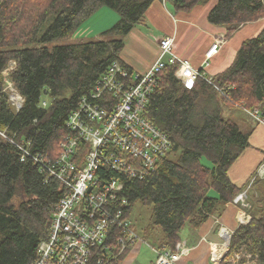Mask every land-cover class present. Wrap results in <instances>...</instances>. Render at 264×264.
Segmentation results:
<instances>
[{
  "label": "trees",
  "instance_id": "trees-1",
  "mask_svg": "<svg viewBox=\"0 0 264 264\" xmlns=\"http://www.w3.org/2000/svg\"><path fill=\"white\" fill-rule=\"evenodd\" d=\"M7 1H26V15L7 17L9 9H3L6 16L0 14V264H32L40 243L49 239L53 214L66 190L58 179L39 172L31 154L49 159L58 155L59 144L71 133L65 125L68 116L83 97H89L111 63L120 62L125 36L143 23L155 0H0V11ZM160 1L165 6L171 2L175 13L208 2ZM102 7L119 15L100 34L102 39L43 46L70 37ZM262 17L264 0H217L207 22L225 27L223 40H227L241 26ZM22 25L29 31L16 37L14 31ZM11 61L15 67L9 79L23 99L19 110L11 105L2 77ZM176 67L166 65L157 75L143 111L146 121L169 140V151L141 176L119 175L107 166L97 171L101 178H114L123 185L116 199L105 203L108 209H123L129 221L135 203L152 208L147 230L152 233L159 228L163 234L157 250L174 249L182 243L178 234L185 225L198 229L218 206L233 203L249 184L248 178L238 187L227 173L250 147V133L242 132L223 112L258 110L264 119V28L241 44L226 69L197 78L191 89L173 75ZM124 69L131 76L130 69ZM26 145L30 154L21 161L17 147ZM211 190L214 197L208 194ZM245 202L250 220L232 232L219 264H228L227 260L240 253L236 264H264V176L255 178ZM119 235L121 231L111 227L105 245H113ZM132 246L116 264H121ZM97 255L103 252L97 249L87 264H95Z\"/></svg>",
  "mask_w": 264,
  "mask_h": 264
},
{
  "label": "built area",
  "instance_id": "built-area-1",
  "mask_svg": "<svg viewBox=\"0 0 264 264\" xmlns=\"http://www.w3.org/2000/svg\"><path fill=\"white\" fill-rule=\"evenodd\" d=\"M157 41L160 56L144 74L128 76L120 62L111 63L96 81L89 97H83L68 116L65 125L71 133L59 144L54 159L31 154L32 161L39 165V172L55 177L66 190L53 214L49 239L40 243L32 264H87L97 249L103 255L94 257L95 264H116L117 258L140 240L123 209L105 206L116 199L123 185L114 178H101L97 171L107 166L111 171L129 177L141 176L152 169L170 149L169 140L143 117L157 75L166 65H177L173 75L186 89H191L197 78L205 76L172 54L173 39L170 36ZM221 44L222 41L217 40L205 57L210 59ZM11 65L14 69L15 64L12 62ZM9 70L12 69L6 68L2 72L5 91L13 108L19 110L23 99L9 79ZM41 106L45 107L46 101L41 102ZM245 112L255 123L264 124L258 110ZM17 148L21 151V161H24L30 154L28 146ZM263 176L264 161L233 204L243 211L247 207V190L255 178ZM249 220L248 215L240 213L239 225H245ZM111 227H117L121 235L115 237L113 245H105ZM220 234L224 236V243L221 248L212 247L210 255L214 264H219L227 253L225 238H230L232 232L222 228ZM152 250L155 254L153 264H181L189 251L182 243L176 244L174 249ZM219 251H222L220 255ZM238 259L240 255L234 254L227 263L236 264Z\"/></svg>",
  "mask_w": 264,
  "mask_h": 264
},
{
  "label": "crops",
  "instance_id": "crops-1",
  "mask_svg": "<svg viewBox=\"0 0 264 264\" xmlns=\"http://www.w3.org/2000/svg\"><path fill=\"white\" fill-rule=\"evenodd\" d=\"M214 3L215 0H210L205 3L204 5H208L205 10L201 8L202 5H198L190 11L175 13L173 8H171V2L167 3L165 6L160 0L153 1L151 6L147 8L148 10L144 15L143 23L137 25L139 28H136L137 26L134 27V29L125 36L124 47L121 49L122 51L119 55L120 63L130 69V72L133 74L146 73L151 65L157 62V59L160 56V49L157 40L170 36L173 37V43L170 47L171 52L178 59L187 61L193 69L197 71L201 70L205 76H214L222 72L232 63L241 44L245 40L256 37L263 30L264 18L262 17V19L241 26L229 39L223 40L217 52L210 59H207L205 57L207 51L217 40L223 39L225 33V27L212 26L209 23H206L207 14L213 7L212 5H214ZM199 10H201V14ZM157 18L165 19L166 25L161 28L162 34H159L161 36L155 38V42L153 41V44L155 45L154 47L156 48L155 51L153 50L149 52L147 48L150 43V34L147 30L144 31L142 26H146V24H149L153 20L155 21ZM198 19H204V23L200 26V28L204 30H197L196 22H198ZM190 23L195 26L190 27ZM129 39L134 44V52L136 53L134 58L125 55V43ZM192 54L197 56L194 57ZM144 55L146 56L144 60H137L138 57ZM230 112L231 109H226L227 114L226 116L223 114L224 117L229 118ZM243 114L244 115L239 118V121L242 119L245 120V129L242 132L250 133L247 138L250 147L242 152L234 164L231 165L227 173L228 179L232 184L238 187L243 186L247 182L248 178L251 177L259 164L264 160V124H257L248 115L245 113ZM236 124L238 125V122H236ZM228 210L233 213L234 220H236L234 229L231 228L233 225L231 220L225 219L223 222L218 221L222 220V215L220 214ZM240 213L244 212L233 203L218 206V209H216L214 214L210 215L198 229H191L189 231L190 236L181 240L185 248L189 249L188 254L185 257L190 258L191 256L190 259L194 264L196 256H202V264H204V257L207 254L208 261H210L212 247L215 246L221 248L220 246L224 243V236L220 234L221 229H226L230 231V233L233 232L239 225L237 221ZM219 223L221 225H218ZM133 247L134 245L126 255H124V258L132 251ZM154 259L150 261V264H153L152 262H154ZM183 261L184 260L180 261L181 264H184Z\"/></svg>",
  "mask_w": 264,
  "mask_h": 264
},
{
  "label": "rangeland",
  "instance_id": "rangeland-1",
  "mask_svg": "<svg viewBox=\"0 0 264 264\" xmlns=\"http://www.w3.org/2000/svg\"><path fill=\"white\" fill-rule=\"evenodd\" d=\"M216 1L217 0H215V3ZM207 7L208 5L201 6V8H203L204 10ZM3 9L10 10V13H8L9 15H7V17L19 15L21 13L26 15V1L23 3H12L11 1L10 2L7 1L6 4L3 5L2 10L0 11L1 15L3 14L4 16H6L3 12ZM199 12L201 14V10H199ZM118 20H119V15L114 10L107 8V7L99 8L98 10H95V12L92 15H90L84 22L79 24V27L76 28V30L71 34L70 37L66 39H62V40H56L51 43L45 44L43 46L51 48L56 45L78 44V43L89 42V41H97L99 39H102L100 34L103 31H106L109 28H111L115 24V22H117ZM206 21H207V17H206ZM203 23H204V19H198V22H196L197 30H204L200 28V26ZM165 25H166L165 19L157 18L155 21L153 20L149 24H146V26H142V29L144 31L147 30L148 33L150 34V43L148 44V48H147L149 52L153 50L155 51L156 48L154 47L155 45L153 44V41L155 38H159L161 36L159 35V34H162L161 28H163V26ZM23 26L24 25H22L20 29H17L16 31H14V34L16 37L21 35L22 31L24 33L29 31V28H25ZM194 26H195L194 24L190 23V27H194ZM136 28H139V27L137 26ZM170 39H173V37H170ZM221 41L223 42V39H221ZM125 45H126L125 55L127 57L134 58L136 53L134 52L133 42H131L129 39L126 41ZM29 47H38V45L31 44L29 45ZM192 56L195 57L197 55L192 54ZM145 58L146 56L144 55L142 57H138L137 60L139 59L144 60ZM12 62L13 61H11L10 64H8L7 68H11L13 70V66L11 65ZM12 70H9V72ZM9 72H8V76H9ZM233 110L235 111L231 110L229 118L233 120L234 122H238V126L240 127L241 131H243L245 129L244 127L245 120L242 119L239 121V118L242 117V115H244L243 114L244 112L242 113L241 109H240L241 111H239L238 109H233ZM223 114L226 116L227 114L226 110H224ZM208 194L209 196H212V197L216 195L214 190H211L210 193ZM248 205H246L248 207V208L246 207L247 209H249ZM243 212L245 214H248L245 208ZM151 214H152L151 207L144 206L138 202L133 205L131 209V213L129 215V222H130L129 224L131 225L132 229L138 234V237L140 238V240L134 244L132 251L127 256H125V258L122 260V264H150V261L155 258V254L153 253L152 248L153 249L159 248V243L162 241L163 234L159 228H156L152 233L148 232L147 228L149 226V220H150ZM220 215H222V220H218V219L217 220L219 222L221 221L223 222L225 219L231 220L233 224L231 228L234 229L236 220H234L235 218H234L233 213H231V211L228 210L224 213H221ZM218 225H221V224L219 223ZM190 230L191 228L185 225L184 228H182V230L178 234L180 239L184 240L188 238L190 236V232H189ZM239 255H243V253H240ZM190 258L185 257L183 259L184 264H193V261H191ZM204 259H205L204 264H213L212 262L208 261L207 254L205 255ZM202 261H203L202 256H196L194 264H202L203 263Z\"/></svg>",
  "mask_w": 264,
  "mask_h": 264
},
{
  "label": "water",
  "instance_id": "water-1",
  "mask_svg": "<svg viewBox=\"0 0 264 264\" xmlns=\"http://www.w3.org/2000/svg\"><path fill=\"white\" fill-rule=\"evenodd\" d=\"M90 191V189H88V192ZM226 239V243H225V248H227L228 247V244H229V240H230V238L228 237V238H225ZM224 257V256H223Z\"/></svg>",
  "mask_w": 264,
  "mask_h": 264
},
{
  "label": "bare ground",
  "instance_id": "bare-ground-1",
  "mask_svg": "<svg viewBox=\"0 0 264 264\" xmlns=\"http://www.w3.org/2000/svg\"><path fill=\"white\" fill-rule=\"evenodd\" d=\"M222 251H223V250H222ZM222 251H221V252H222ZM218 255H220V251L218 252Z\"/></svg>",
  "mask_w": 264,
  "mask_h": 264
},
{
  "label": "clouds",
  "instance_id": "clouds-1",
  "mask_svg": "<svg viewBox=\"0 0 264 264\" xmlns=\"http://www.w3.org/2000/svg\"><path fill=\"white\" fill-rule=\"evenodd\" d=\"M13 63H15V61H13Z\"/></svg>",
  "mask_w": 264,
  "mask_h": 264
}]
</instances>
